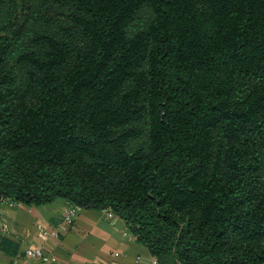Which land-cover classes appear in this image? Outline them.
<instances>
[{
  "label": "trees",
  "instance_id": "16d2710c",
  "mask_svg": "<svg viewBox=\"0 0 264 264\" xmlns=\"http://www.w3.org/2000/svg\"><path fill=\"white\" fill-rule=\"evenodd\" d=\"M59 198L157 264H264V0H38L0 34V201Z\"/></svg>",
  "mask_w": 264,
  "mask_h": 264
},
{
  "label": "crops",
  "instance_id": "0c3cea01",
  "mask_svg": "<svg viewBox=\"0 0 264 264\" xmlns=\"http://www.w3.org/2000/svg\"><path fill=\"white\" fill-rule=\"evenodd\" d=\"M68 205L60 198L42 205L0 201V242L7 238L16 244L6 245L13 252L0 249V264H51L26 257L25 250L32 247L64 264H136V257L140 264H151L153 256L121 218L81 208L66 224L63 213Z\"/></svg>",
  "mask_w": 264,
  "mask_h": 264
},
{
  "label": "rangeland",
  "instance_id": "374dc122",
  "mask_svg": "<svg viewBox=\"0 0 264 264\" xmlns=\"http://www.w3.org/2000/svg\"><path fill=\"white\" fill-rule=\"evenodd\" d=\"M38 0L25 1L24 10H22L20 0H7L0 11V34H6L9 38L15 39L16 43L20 42V36L29 23V13ZM143 15H149V10L145 9ZM142 15V16H143ZM146 139L141 137L130 143L129 147L144 146Z\"/></svg>",
  "mask_w": 264,
  "mask_h": 264
},
{
  "label": "built area",
  "instance_id": "2783aa9c",
  "mask_svg": "<svg viewBox=\"0 0 264 264\" xmlns=\"http://www.w3.org/2000/svg\"><path fill=\"white\" fill-rule=\"evenodd\" d=\"M2 201H8L10 203L15 204L13 201H10V200H2ZM80 209L81 208L79 206L69 203V205L66 207L63 213V221L66 224L72 223L73 219L78 214ZM104 211H105L106 216L111 219L117 217V215H115L110 209H104ZM25 256L31 259H38L40 261L48 262L51 264H64L62 261L58 260L56 257L45 253L43 249L40 247L27 248L25 250ZM135 262L136 264H140L141 258L136 257ZM151 264H157V260L154 257L151 258Z\"/></svg>",
  "mask_w": 264,
  "mask_h": 264
}]
</instances>
